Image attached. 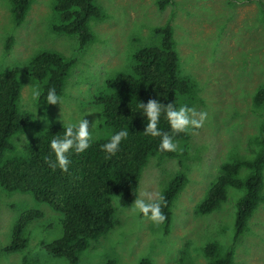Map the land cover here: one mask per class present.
I'll list each match as a JSON object with an SVG mask.
<instances>
[{
  "label": "rangeland",
  "instance_id": "rangeland-1",
  "mask_svg": "<svg viewBox=\"0 0 264 264\" xmlns=\"http://www.w3.org/2000/svg\"><path fill=\"white\" fill-rule=\"evenodd\" d=\"M55 0H35L22 25L13 20L10 0H0V71L27 65L42 49H56L76 55L77 64L67 80L61 104L44 108L30 100L32 87L41 85L21 75V111L33 115V122L14 137L20 151L33 135L51 123L66 125L84 118L89 131L95 124L99 135L101 107L92 103L107 77L128 70L133 53L156 41L154 28L172 18L181 72L197 82L190 106L206 113L199 128L191 131L187 145L176 143L177 158H150L145 166L136 199L148 201L160 196L177 171L184 169L188 182L173 206L168 234L163 225L122 206L112 199L115 226L93 239L76 264H140L148 257L152 264H208L204 248L218 241L223 250L233 243L237 202L244 190L228 188V199L208 214L197 212L220 173L221 164L237 158H252L259 149L258 136L264 123V105L256 106L254 96L264 85V0H173L159 10L157 0H97L108 18L93 21L96 41L78 50L76 36L55 33ZM13 41L7 49L8 39ZM184 105L180 98L179 107ZM38 107V108H37ZM36 119H35V111ZM46 116L47 120L41 117ZM37 210L42 216L31 221L28 247L21 251H0V264H74L54 257L42 244L63 235L62 214L32 194L10 192L0 186V250L10 242L15 222L23 211ZM26 257V260L24 259ZM233 264H264V203L251 216L246 232L235 246Z\"/></svg>",
  "mask_w": 264,
  "mask_h": 264
},
{
  "label": "trees",
  "instance_id": "trees-1",
  "mask_svg": "<svg viewBox=\"0 0 264 264\" xmlns=\"http://www.w3.org/2000/svg\"><path fill=\"white\" fill-rule=\"evenodd\" d=\"M34 1L10 0L17 26L25 21ZM172 2L157 0V6L164 10ZM53 9L57 22L52 30L60 35L76 36L78 50L96 41L92 22L108 18V13L97 0H55ZM153 31L156 41L136 50L130 68L107 77L104 86L95 93L92 103L101 107L100 125L108 129V136L95 138L83 153L70 150L68 157L71 163L67 171L49 166V161L55 162L49 142L54 135H63V124L51 123L42 128L23 151L18 149L14 137L33 122V115L19 108L23 88L21 75L41 85L42 95L38 104L48 108L47 90L54 88L59 96L64 94L67 80L77 64V56L66 55L56 49H42L27 65L0 71V186L10 192L32 194L37 201L62 214V237L42 244L54 257L78 263L91 241L107 234L115 226L113 197L118 196L122 206H129L138 197L141 176L150 158L180 156L177 148L175 151L160 150V137L145 134L147 119L139 104L152 99L165 106L173 103L178 108L182 97L184 105L190 107L198 85L181 72L172 18ZM12 41L10 37L7 49ZM254 103L256 106L264 105V85L255 93ZM158 128L167 132L175 143L183 145L188 144L191 131L196 129L173 133L163 114ZM122 129L128 131L127 139L122 140L115 156L105 158L106 153L101 151L100 145ZM257 141L259 149L254 157L237 158L221 164L219 175L197 205L198 213L208 214L228 199L229 187L245 191L237 202L233 243L226 250L218 241L207 243L204 253L208 264L234 263L235 246L246 232L255 210L264 203V123ZM187 182L186 171L180 169L160 194L164 199L161 211L165 216L162 223L165 234L172 226L174 202ZM42 215L37 210L23 211L15 222L10 242L0 251L7 253L27 248L30 235L29 232L25 234L27 227ZM104 264H117V261L109 258ZM140 264L152 262L146 257Z\"/></svg>",
  "mask_w": 264,
  "mask_h": 264
},
{
  "label": "clouds",
  "instance_id": "clouds-1",
  "mask_svg": "<svg viewBox=\"0 0 264 264\" xmlns=\"http://www.w3.org/2000/svg\"><path fill=\"white\" fill-rule=\"evenodd\" d=\"M42 95L41 90L33 86L31 91V102L35 103ZM47 105H53L59 102L61 104V97L57 94L54 88H49L46 92ZM139 107L142 114L147 119L145 134L152 137H160L159 149L162 151H175L176 143L167 132H162L158 128L161 115L168 121L169 127L173 133L187 132L194 128H199L206 116L204 112H197L194 108L187 105L175 107L173 103H168L166 106L157 100H148L145 104L140 102ZM38 108V107H37ZM35 111V119L36 112ZM83 115L80 119L70 121L66 125L63 122V135L53 136L49 142V147L55 154V162L49 161L50 167H59L62 171H67L71 163L68 153L70 150L75 153H83L86 151L93 140L99 135L95 124L92 130L89 131V123ZM42 120H47L46 116L41 117ZM128 131L119 130L111 135L110 139L101 144V151L106 153L105 158L115 156L120 149L122 140L127 139ZM148 201L135 199L132 203V211L143 214L154 223L161 224L165 221V216L161 211V206L164 203L162 196L157 195V199L152 200L153 194L147 193Z\"/></svg>",
  "mask_w": 264,
  "mask_h": 264
}]
</instances>
